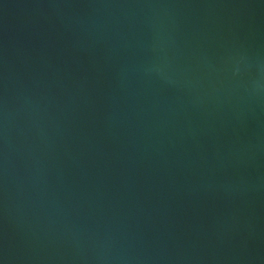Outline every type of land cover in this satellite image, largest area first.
Masks as SVG:
<instances>
[{
	"label": "water",
	"instance_id": "obj_1",
	"mask_svg": "<svg viewBox=\"0 0 264 264\" xmlns=\"http://www.w3.org/2000/svg\"><path fill=\"white\" fill-rule=\"evenodd\" d=\"M0 264H264V0H0Z\"/></svg>",
	"mask_w": 264,
	"mask_h": 264
}]
</instances>
